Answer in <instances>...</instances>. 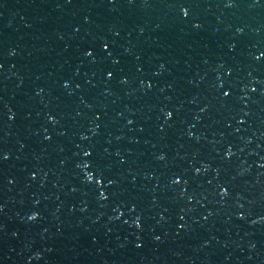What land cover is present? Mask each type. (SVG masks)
<instances>
[{
  "label": "water",
  "instance_id": "95a60500",
  "mask_svg": "<svg viewBox=\"0 0 264 264\" xmlns=\"http://www.w3.org/2000/svg\"><path fill=\"white\" fill-rule=\"evenodd\" d=\"M263 235L264 0H0V264Z\"/></svg>",
  "mask_w": 264,
  "mask_h": 264
}]
</instances>
